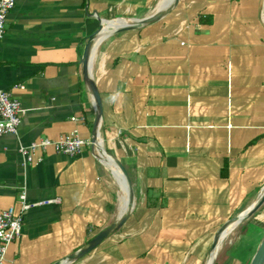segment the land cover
<instances>
[{"label":"crops","instance_id":"obj_1","mask_svg":"<svg viewBox=\"0 0 264 264\" xmlns=\"http://www.w3.org/2000/svg\"><path fill=\"white\" fill-rule=\"evenodd\" d=\"M161 1H15L0 41V91L20 103L21 123L0 138V212L14 208L23 225L6 264L62 261L122 212L109 167L122 175L93 148L75 157L48 149L29 165L18 154L72 132L92 139L96 111L79 60L100 21L109 34L91 63L96 147L123 165L133 203L121 228L72 264H202L217 230L259 200L264 0H179L157 22L111 33ZM23 191L26 204L53 203L22 212ZM245 220L262 239L264 204L227 237Z\"/></svg>","mask_w":264,"mask_h":264},{"label":"built area","instance_id":"obj_2","mask_svg":"<svg viewBox=\"0 0 264 264\" xmlns=\"http://www.w3.org/2000/svg\"><path fill=\"white\" fill-rule=\"evenodd\" d=\"M16 0H0V41L5 34V24L7 16L14 9ZM23 89L22 86H15L14 89ZM21 105L11 92L0 91V138L3 136H12L17 134L21 123ZM84 147H91L90 141L82 140L77 132L61 136L55 141L41 139L32 142L27 146H19L18 154L23 158L24 164H32L35 160V154L46 152L52 149L55 153L67 157H75L80 154ZM95 151L96 149L93 148ZM97 152V151H96ZM39 160V159H38ZM21 211L24 212L34 206H42L53 203V201H44L38 204H26L25 192L19 195ZM23 220L20 214L15 213L14 208H7L0 212V264H6V252L8 246L17 238L22 231Z\"/></svg>","mask_w":264,"mask_h":264},{"label":"water","instance_id":"obj_3","mask_svg":"<svg viewBox=\"0 0 264 264\" xmlns=\"http://www.w3.org/2000/svg\"><path fill=\"white\" fill-rule=\"evenodd\" d=\"M178 2H179V0H174L173 3L170 5V7L168 9H166L165 11L155 12L151 16L144 18L142 20L134 21L130 25H124V26L118 27V28L114 29L111 33H116L119 31H125L128 29H136V28H139L141 26H145V25L157 22L161 18H163L174 6H176ZM103 22H106V21H100V24H99V27L97 28V30L86 38V42L84 44L82 55H81L80 60H79V63L81 65V73H82L83 82L87 86V88H88V90L92 96L93 103L95 105V111H96L95 120H94L93 127H92L93 136H92V139L90 140L91 148L96 147V144L98 141L99 121L101 118V103H100V98H99L97 88H96V86L93 82V79H92L91 63H92L93 52H94V49L96 46L95 40H96V37L101 33ZM102 150L105 152V154L108 157H110L113 160L114 164L120 170L121 175L126 182V185H127V208L119 215V218L115 223H113L110 226L106 227L105 229L101 230L92 239H90L84 247H82L78 251L70 254L64 260L56 262L54 264H72L75 261H77V260L83 258L84 256L88 255L93 250H95L105 239H107V237L112 232L120 229L121 226L125 223V221L127 220L128 216H129L128 210L132 206L133 198H132L129 180L127 177V172L124 169L123 165L118 160L111 157L103 148H102ZM263 204H264V190H263L259 200L253 206H251L248 210L244 211L239 216H236V217L230 219L229 221L224 223L217 230V232L215 233V236L213 238V242H212V246H211V253L217 248L218 244L220 243V240H221L223 233L227 229H229V227H233V226L239 224L242 220L252 216L259 208L262 207ZM215 261H216V257H214V259L211 261L210 264H215ZM248 264H264V236L261 239V242L259 243L254 255L252 256V258Z\"/></svg>","mask_w":264,"mask_h":264},{"label":"rangeland","instance_id":"obj_4","mask_svg":"<svg viewBox=\"0 0 264 264\" xmlns=\"http://www.w3.org/2000/svg\"><path fill=\"white\" fill-rule=\"evenodd\" d=\"M176 14H173L170 20H173ZM237 228L233 235H229L221 243V249L217 254L215 264H248L250 262L257 248V241L261 240V237L259 238L261 231L252 226L247 220ZM208 258L209 252H206V258L202 264H206Z\"/></svg>","mask_w":264,"mask_h":264},{"label":"bare ground","instance_id":"obj_5","mask_svg":"<svg viewBox=\"0 0 264 264\" xmlns=\"http://www.w3.org/2000/svg\"><path fill=\"white\" fill-rule=\"evenodd\" d=\"M173 1L174 0H162L159 4H157V8H155V10L153 11V14L155 13V12H160V11H165L166 9H168L169 7H170V5L173 3ZM263 21H264V19H263ZM124 26V25H123ZM119 27V26H118ZM118 27H115V29L116 28H118ZM121 27V26H120ZM105 31V27H103L102 26V30H101V33L96 37V40H95V43L96 44H98L104 37H106L109 33L108 32H104ZM95 44V45H96ZM95 49H96V47H95ZM95 49H94V52H95ZM93 52V53H94ZM101 143V140L100 139H98V144H100ZM95 149H96V151H97V154L99 155V157H100V160L101 161H104V163H105V166L106 167H109L108 166V164H111V163H114L113 162V160L110 158V157H108V156H106L105 154H104V152H103V150H102V146H99V149H97V147H95ZM106 162H108V164L106 163ZM110 168V170H112V171H114V173L119 177V180H117L115 177V175L113 174V177H114V179H115V182H116V184H117V186H118V188H119V191H120V193L122 194L121 195V199H122V201H121V204H122V212L127 208V185H126V182H125V180L113 169V168H111V167H109ZM119 170V169H118ZM119 172H120V170H119ZM121 173V172H120ZM121 212V213H122ZM120 213V214H121ZM231 228L232 227H229V229H227L224 233H223V235H222V237H221V240H220V243L218 244V246H217V248L210 254V256H209V258H208V260H207V262H206V264H210L211 263V261L214 259V257H217V254L219 253H217V254H214L215 253V251L218 249V247H219V245L223 242V240L228 236V234L230 233V231H231Z\"/></svg>","mask_w":264,"mask_h":264},{"label":"trees","instance_id":"obj_6","mask_svg":"<svg viewBox=\"0 0 264 264\" xmlns=\"http://www.w3.org/2000/svg\"><path fill=\"white\" fill-rule=\"evenodd\" d=\"M217 264V263H216Z\"/></svg>","mask_w":264,"mask_h":264}]
</instances>
